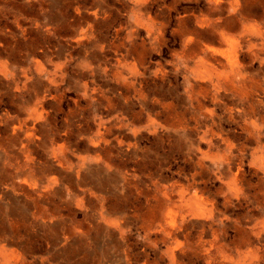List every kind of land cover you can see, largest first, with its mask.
<instances>
[{
	"label": "bare ground",
	"instance_id": "obj_1",
	"mask_svg": "<svg viewBox=\"0 0 264 264\" xmlns=\"http://www.w3.org/2000/svg\"><path fill=\"white\" fill-rule=\"evenodd\" d=\"M161 1L166 4V10L161 16L163 19L154 15L149 18L147 27L151 33L155 29L163 32L174 21L173 30L179 39V56L194 62L190 70L194 82L192 87L200 94L192 93L195 107L184 111L177 109L178 98L175 100L172 94L168 96L171 100H164V87L156 82L158 79L163 81L166 69L159 65L152 67L149 63L145 64L137 50V58L127 68L128 76L115 71L114 75L118 76L115 79L117 85L111 84L107 70L102 69L101 82L97 79V82L86 80L82 84L83 95L90 99L97 97L109 109L115 106L110 96L115 92L122 106L127 109L120 111L111 120L96 121L94 131L84 135L85 155L77 157L76 169L65 162L66 155L63 154L74 153L69 151L66 138L59 136L55 142L57 147H49L46 157L37 161L36 172L30 173L23 182L35 190L36 200L33 203L36 212L24 203L18 209L25 216L37 215L49 231L46 237H50L53 245L62 246L59 248L67 264H94L86 260L87 238L91 232L94 236L113 229L123 233L124 225L136 221L141 225L146 238V243L142 244V264H147L149 252L146 247H157L159 243L163 246V254L169 264H242L230 254L229 244L234 239H229L227 235V242L223 240L230 224L238 236L250 240L253 245L247 264H264V176L260 177L262 185L251 193L254 186L245 177V161L241 156H232L233 143L222 132L223 121L233 118L232 108L229 107L227 111V103L222 97L227 89L236 90L242 97L250 96L259 107H262L264 101V74L261 78L256 76L264 73V0ZM180 4L183 6L177 10ZM173 9L176 11L175 17L171 14ZM28 22L32 23V18ZM49 34L47 28L42 35L44 43L41 44H46ZM156 39V36H152L151 45ZM85 70L91 71V64L85 63ZM44 73V79H41ZM62 74L63 67L52 62L48 47L38 49V32L33 31L32 27H18L17 31L1 34L0 101L7 98L14 107L19 106L20 102L46 103L45 91L49 90L50 84H57ZM150 82L155 85L148 90ZM254 94L256 98L252 96ZM49 95L52 94L49 92ZM215 104L226 107L222 114L215 110ZM135 105L139 107L137 111L131 109ZM247 106L248 114L258 116L248 124L251 127L249 130L253 131L254 126L258 125L257 120L264 123V109L256 112L252 104ZM190 121L207 127L199 138L208 142V149L202 151L206 153L204 159L208 161L206 163L200 158L197 165L205 168L209 176L217 177V174L225 172L217 170L215 166L221 162L227 168L226 194L214 193L206 179H202V175L207 172H202L198 173V182H193L198 184L200 194L192 195L188 206L184 205L187 200L185 186L173 181L165 184L152 181L153 190L148 189L145 200H140V191L130 187L132 181L126 175L127 171L118 176L109 173L111 164L115 162L110 156L112 152L122 160L123 156L132 157L127 160L133 161L143 158L145 154L139 146L138 138L147 134L153 135L160 143L166 140L179 143L182 137H188L192 129ZM32 122H35L34 119ZM142 122L143 125H139ZM22 123L12 125L9 129V141L21 140V131L30 129L25 121ZM121 129H126L130 134L125 146L119 137ZM40 133L44 137L49 136L43 128ZM33 135L26 132L25 137L30 140ZM215 135L223 143V147L216 148L219 152L212 151L214 147L211 140ZM109 136L114 138L110 139ZM255 139L261 142L256 135ZM257 160H262V155ZM263 163V160L258 162L259 165ZM117 183L120 188L115 190ZM122 185H126L125 191L124 187L121 189ZM137 186L135 184L134 189ZM247 196L255 199L254 209L257 214L250 216L251 219L242 220L244 216L235 212V208ZM87 205L92 207L91 210L99 218L87 212ZM172 208L174 211H171ZM79 211H83L80 217ZM50 218L55 219L50 221ZM20 236L17 229L0 226V264H31L27 261L30 243ZM154 260L152 264H159L158 258ZM41 263L46 264L44 261Z\"/></svg>",
	"mask_w": 264,
	"mask_h": 264
},
{
	"label": "rangeland",
	"instance_id": "obj_2",
	"mask_svg": "<svg viewBox=\"0 0 264 264\" xmlns=\"http://www.w3.org/2000/svg\"><path fill=\"white\" fill-rule=\"evenodd\" d=\"M99 1H102L101 4ZM148 5L149 1L146 0L142 3L137 0H0L2 7L0 37L2 33L11 30L17 31L18 27L19 29L32 27L33 31L42 33L48 18L53 62L59 63L63 67L61 80L57 84H50L49 90L45 91L46 103L20 102L19 106L14 107L12 101L7 98L0 101V226L6 225L17 229L21 235L20 238L28 241V244L30 243L28 263L42 264L41 261H44L46 264H67L62 258V249H60L62 246L53 245L50 237H46L49 231L37 218V215L32 217L28 215V217L20 213L18 208L23 203L29 204L30 209L36 212L33 203L36 200L35 190L24 184V179L30 173L36 172L37 161L46 157V152L51 145L57 147L55 142L59 136L66 138L67 144L70 146L69 151L74 153V155L68 154V152L63 154L66 155L65 162L76 169L77 157L85 155L86 140L84 135L94 131L96 121L111 120L127 109L122 106L121 99L115 92L110 95L115 106L109 109L97 97L90 99L83 95L82 84L86 80L96 81L97 79L98 82H101L102 69H106L107 78L111 80V84L117 85L115 79L118 76L114 75L115 71H121L123 75L128 76L127 68L137 58L135 51L137 50L142 55V61L144 60L145 64L149 63L152 67L159 65L166 69L167 74L163 81L158 79L156 82L164 87L162 91L165 94L164 100H171L168 96L172 94L175 100L178 98L177 109L184 111V109L192 110L195 107V101L191 97L192 93L200 94L192 87L194 82L191 79L190 70L194 67V62L186 61L179 56L180 46L177 34L172 29L173 20L163 32L160 29L155 31L154 35L157 39L151 45V38L147 31ZM182 6L183 4H180L177 10H180ZM153 10L159 14V19H161L164 13L163 4L155 3ZM95 11L98 19L96 21L92 20ZM172 14H175L174 10ZM29 18H32V23L28 22ZM87 31L89 34H84ZM42 38V35H38V41L44 43ZM149 46L154 47L151 49ZM85 63L91 64V71H84ZM255 65L257 64L255 63ZM263 74L259 73L256 76L261 78ZM44 76L45 73L41 79H44ZM154 85L155 83L150 82L147 89L149 90ZM123 91L125 90L123 89ZM49 92L52 95H49ZM221 92H223L222 89ZM252 96L257 97L255 94ZM222 97L227 103V111L229 107L233 111V118L223 121L222 132L233 143L231 146L232 156L234 158L241 156L244 159V174L249 183L254 186L251 188V193H253V190H257L262 185L260 177L264 176V163L258 164V162L264 161V123L257 120L258 125L254 126V132L250 131L251 127L248 124L252 120H256L258 116L248 114L246 108L250 103L254 110L259 112L264 109V101L262 107H259L250 96L242 97L236 90L231 89H227L226 93L223 92ZM214 108L221 114L226 109L223 104L220 106L215 104ZM131 109L137 111L139 107L135 105ZM31 119H34L35 122H32ZM23 121L28 124L30 129L21 131V140L9 141V137H7V133H10L9 129L18 123L23 125ZM139 125L142 126L143 122ZM189 125L192 129L187 134L188 137H182L179 143H175L173 140L160 143L154 139L153 135L147 134L138 138L139 146L145 155L135 161L127 160L132 158L129 156H123L124 160H122L115 155V152H112L110 156L115 162L111 164L109 173L118 176L127 171L126 175L132 181L130 187L140 191L138 197L140 200H145L148 189L153 190L152 181L162 184L173 181L185 186L187 200L184 205L188 206L190 205L189 198L192 195L200 194L198 184L193 182L197 181L198 173L202 172H207L202 175V179H206V183L214 193L226 194L228 177L225 172L227 168L221 162L216 163L217 170L225 171V174L222 172L214 177L209 176L205 168L197 165V160L200 158L206 163L208 161L207 158L204 159L206 153L202 152H206L208 149V142L199 138V135L203 134V130L207 127H204L203 124L195 125L192 121ZM41 128L45 130L46 134L49 133L48 137H44L40 133ZM3 130H7V132ZM26 132L34 134L30 140L26 139ZM119 132L122 133L119 137L125 146V142L130 138L129 131L121 129ZM252 134L258 136L261 142L256 141L255 135ZM224 135L222 134L223 137ZM52 137L54 140H51ZM109 137L110 139L114 138V136ZM211 141V145L214 147L212 151L215 152L217 147H223V143L217 135L213 136ZM217 152L219 151L217 150ZM222 153L223 151L220 152V154ZM260 155H262V160L258 161ZM211 179L214 180L209 182ZM16 180L18 181L16 182ZM12 182H14L13 185H11ZM135 184L138 185L137 189H134ZM124 186L126 185H122L121 189ZM114 188L118 190L120 184H115ZM125 189L126 187L123 191ZM254 202L253 197L247 196L237 205L235 212L244 216L242 220L251 219L250 216L257 214ZM85 207L94 218H99L98 214L91 210L92 207L89 205ZM171 211H174L173 208ZM80 212L83 214V211H79V217L81 216ZM54 219L50 218V221H54ZM231 225L223 240L227 242V235L229 239H234L229 244L232 258L241 261L242 264H247L249 262L248 255L253 249V245L250 240L238 236ZM123 227L125 229L123 233L113 229L94 236L91 232L87 238L86 260L94 264H142L144 260L142 244L146 243V238L141 225L136 221ZM146 248L149 252L148 259H146L147 264L154 263V259L157 258L159 264H169L166 255L163 254L161 243L157 247Z\"/></svg>",
	"mask_w": 264,
	"mask_h": 264
},
{
	"label": "crops",
	"instance_id": "obj_3",
	"mask_svg": "<svg viewBox=\"0 0 264 264\" xmlns=\"http://www.w3.org/2000/svg\"><path fill=\"white\" fill-rule=\"evenodd\" d=\"M138 2H140V3H142V2H145V0H137ZM146 1H149V5H148V8H149V15H148V20H149V18L150 17H153L154 15H156L157 16V18H159V14L158 13H156L154 10H153V6H154V4L155 3H157V2H161L162 4H163V7H164V12H165V10H166V8H165V6H166V4H164L161 0H146ZM101 2L102 1H99V3L101 4ZM174 10V9H173ZM172 10V11H173ZM172 11H171V14H172ZM175 11V10H174ZM164 14V13H163ZM173 15V14H172ZM175 15H176V11H175V14L173 15V17H175ZM97 12L95 11V13H94V17H93V19L92 20H94V21H96V20H98L97 19ZM161 19H163V18H161ZM160 19V20H161ZM50 23V21H49V19L47 18V24H46V26H45V30L47 29V28H49V33L51 34V31H50V26H48V24ZM135 26V25H134ZM133 26V27H134ZM175 27V25L173 24V28ZM172 28V29H173ZM147 29H148V27H147ZM45 30L41 33V32H38V35H43L44 33H45ZM157 29H155L152 33L149 31V30H147L148 32H149V35H150V38H152V36H155L154 35V33H155V31H156ZM50 34H49V39H48V41L47 42H45L46 44H41V42L40 41H38V49L39 50H42V46H47L48 47V49L51 51L52 49L50 48V43H51V36H50ZM84 34H86V35H88L89 34V32L87 31V32H85ZM179 40V39H178ZM153 41V40H152ZM152 41H150V43L152 42ZM41 45V46H40ZM151 47H154V46H151ZM150 46H149V48H151ZM152 49V48H151ZM51 59H52V62H53V52L51 51ZM42 61V60H41ZM55 63V62H54ZM59 64V63H58Z\"/></svg>",
	"mask_w": 264,
	"mask_h": 264
}]
</instances>
